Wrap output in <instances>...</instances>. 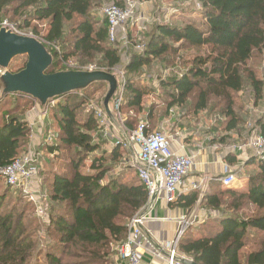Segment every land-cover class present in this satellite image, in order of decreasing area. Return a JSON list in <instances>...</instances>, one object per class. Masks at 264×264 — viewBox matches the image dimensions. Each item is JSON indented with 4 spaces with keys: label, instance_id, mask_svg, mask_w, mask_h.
<instances>
[{
    "label": "trees",
    "instance_id": "trees-1",
    "mask_svg": "<svg viewBox=\"0 0 264 264\" xmlns=\"http://www.w3.org/2000/svg\"><path fill=\"white\" fill-rule=\"evenodd\" d=\"M95 1L0 0V20L10 14L12 19L7 20L24 33L30 30L31 36L43 44L53 57L49 74L71 70L67 66L70 61L79 66L95 65L112 73L121 63L120 44L109 43L106 21L91 14ZM196 1L203 26L157 25L146 36L142 51L129 54L125 70L138 73L152 60L170 64L182 50H197L185 73L160 81L157 104L147 105L149 95L154 93L142 85L138 76L126 79L118 91L122 93V100L117 118L127 136L135 130L139 116L146 114L147 125L153 128L173 107L185 109L183 116L189 120H195L201 112L216 115L219 108L223 131L237 134L241 131V119L235 111V96L248 87L253 104L262 100L264 83L250 62L254 55L264 52V0ZM43 22L47 25L45 34L32 26ZM70 23L66 35V26ZM127 36L134 47L130 33ZM61 46L63 49L59 51ZM202 48L208 52L202 53ZM22 68L11 71L9 67V70L16 73ZM104 87L94 84L80 92L85 96L83 101L76 99L79 93H72L52 101L54 106H46L45 116L51 111V120L57 127V144L49 151L64 161L61 167L52 166L43 181L50 206L44 215L43 228L39 225V229L44 230L48 240L28 231L27 224L23 223L26 207L22 206L18 212L0 211V264H27L38 247L45 248L47 264H114L116 247L127 235V224L147 206L148 195L135 166L123 161L121 146L96 154L100 146L95 139L99 140L100 128L93 113H85L80 120V109L88 99L84 94ZM12 96L36 103L23 95H8L0 98V104ZM14 111V114L0 112V168L18 159L27 145L29 129L23 117L25 112L21 116ZM263 128L264 125L261 135H264ZM226 160L229 164L236 162L230 155ZM243 167L254 168L247 176L246 193L221 189L218 183L214 191L204 195L202 208L210 214L201 225L187 231L178 243V253L185 261L264 264V157L250 158ZM132 171L137 180L132 179ZM5 185L6 190L12 189ZM12 190L34 209L21 190ZM195 197L187 200L185 207L193 204ZM6 198L7 191L0 195V203ZM250 208L253 213L245 216L242 212ZM251 232L261 236L256 244L258 249L244 255V250L255 244L250 238Z\"/></svg>",
    "mask_w": 264,
    "mask_h": 264
},
{
    "label": "rangeland",
    "instance_id": "rangeland-1",
    "mask_svg": "<svg viewBox=\"0 0 264 264\" xmlns=\"http://www.w3.org/2000/svg\"><path fill=\"white\" fill-rule=\"evenodd\" d=\"M114 1H119V3L121 2V0H96L94 2L95 6L91 10V14L94 17H96L98 20L103 21L104 19L101 15L102 8L107 5L112 4V2ZM9 18L12 19L10 14L7 16L6 19H9ZM14 20H17V19H14ZM133 20L135 21V23L130 22L129 25H127L126 27V31L130 33L131 35L132 44H134L135 46L140 45L141 49L144 46V41L146 42V36L152 33L154 30V27H156L157 25H168L171 27H181V26H184L185 24H193L197 27L203 26V20L200 15V7L196 0H148L146 2H142L138 0V7H137V11L135 13V17ZM132 24L134 26H131ZM70 25L71 23L67 24L66 26L67 27V29L65 30L66 35L68 32V29L70 28ZM32 26L37 27V29L41 31V33L43 34H45V31L47 30V25L45 22L32 23ZM25 34L31 36V31L29 30L25 32ZM128 46L129 47L127 51L121 50V46L120 45L118 46L120 49V56H121L120 57L121 63L119 66L123 70V71L120 70L122 72H124V68L126 67L128 63L129 54L131 52H136V53L140 52L136 50L134 47H132L131 43ZM58 49L59 51H62L63 46H61V48L58 47ZM201 50H202V53H205V54L208 52L206 48H202ZM196 52H197L196 49L182 50L181 52H179L177 57L174 59V62L170 64L163 63L161 61L152 60V62L147 67H143L141 70H139L138 73H127L125 71L124 72L125 81L127 78L138 76L137 78L140 80V82L142 83L144 87H146L147 89L153 90L154 96L152 99L151 98L147 99L148 101L147 103H150V104L159 103L158 100H160V97L158 94V90H159L158 87H159L160 81L166 79L168 76H171V75L179 76L185 73L187 69L190 68V61L197 54ZM25 63H26L25 57L17 58L11 63L10 70L15 71L17 69H20L23 67ZM69 63H74V65L78 67V70L81 69L82 67H85V66L77 65L75 61H70L68 62V64ZM250 65L252 66L253 69H256V72L259 74V77L262 79L264 83V52L254 55L253 59L250 62ZM101 71H104V70H101ZM105 91H106V87L101 88L99 90H89V92L84 94L86 95L88 99L86 100L85 103H83V107L80 109L81 110L80 112L82 113V115L80 116V120L84 118V116L86 115L85 113H88V112L92 113L91 109L88 108L89 102H92L96 106L100 105V102L105 94ZM77 93L79 94H77L76 99H80V101H83L85 96L80 94V92H77ZM252 98H253V95L248 90V87H246L240 94L235 96V99H236L235 100V111L238 117L241 119V123L239 124V127H240L239 129L241 131L240 133H237L236 135L237 138L225 135V132L223 131L224 129V124L222 122L223 119L220 115H218L220 114V110H221L219 108L216 110L217 111V114L215 113L216 115L212 114L213 116H211V114L209 113L201 112L198 114L195 120H197L196 122H198V125L200 127L202 126L204 127L205 130H208V132L210 130L216 134L215 142H217L219 145L229 144V145L237 146L238 145L237 142H240L243 140V138L247 137V134L252 130V128L257 127L259 129L261 128V126L264 125V88H263L262 100L257 105L253 104ZM115 100L116 98L112 100L113 102L111 101V104H110L111 109L113 108V103ZM33 106H34V103L33 102L31 103L28 99L24 101V100L17 98L16 96H12V97L7 98L5 101H3L0 104V112L5 111L8 114V111H9L10 114H14L15 113L14 110H16L17 111L16 114L21 115V116H22V113L25 112L23 114V117L25 118V121L27 123L29 133L27 137V145L26 147H24L26 148L24 150L25 153H23L18 159H22L26 156H30V153H34V150L37 148L43 153L40 159V163H42L41 170L39 171L40 174L38 173L37 177L33 180L32 189H33L34 198L36 199L39 198V195L45 198V201L43 202V210L45 211V215H46L48 214L50 204L49 203L47 204L46 202L47 201L46 194H45L46 186L43 184L44 183L43 181H45L44 177L47 176V173L48 171L52 169V166H55V168H57L58 166L61 167L64 161L61 160L60 158L57 159V156L52 154L49 151L50 147L56 146L57 144L56 141L49 143V145L45 144L46 142H44L43 145L42 144L34 145L33 147L34 148L36 147L35 149L29 148L31 144V140L34 138L33 134L31 133V130L34 131V133L36 130L34 127L30 128V122L32 121L30 119L28 120V116H27L28 112H30ZM11 111H14V112H11ZM123 112L124 114L126 113V111H123ZM184 112H187V111L183 108L178 109V114H183ZM51 114L52 112L49 111L48 115L45 116V118L43 119V124L40 126L43 129L41 133L44 134L46 137L49 133H53L55 135L57 131L56 123L51 120ZM124 114H122V117H124ZM37 123L38 122L36 121L35 124L38 126L39 124ZM148 129L153 130L152 128H149V127ZM96 142L99 143V146H100V149L96 152V154H99L101 153L102 150L105 149V146L101 144L102 142L101 139H99ZM241 143L243 142H240L239 144ZM123 151H124L123 157L124 158L126 157L125 159L129 161V163H126V164L133 166L130 163V159L132 157L130 156L129 148L124 147ZM133 151H134L133 152L134 155H136V153L138 152V148L136 145L133 147ZM90 157L91 156H89V158ZM86 170L87 168L85 167V171ZM118 170L116 169L115 171H118ZM253 171H254V168L252 167L244 168L242 164L241 165L239 164L236 170L233 172L236 176V182L234 183H237V182L243 183L242 181H245V180L247 181L248 174L253 173ZM131 175L133 177L132 179L137 180L135 177L134 171L131 172ZM5 184L6 182L4 178L0 176V195H2L5 191H7V198L5 200L4 199L1 200L0 211L14 209L16 212H18L20 211V208L22 206L26 207L25 208L26 213L24 215L25 218H23L24 219L23 223L25 225L27 224L26 228L28 229L30 233L35 232L38 237L48 240L47 237L43 234L44 230L39 229L40 228L39 225H41V227L43 228V224H44V221H46V218L44 216L37 215L35 204H33L32 202L28 200L30 203H32L34 207L33 209L32 207L26 204V202L21 198L18 192H14V190H12L16 188L6 190L7 187ZM34 193L36 194L34 195ZM242 213L245 216L251 215L253 213V209L252 208L246 209ZM260 237H261L260 234H257L254 232L250 233V238H252V240L255 241V244L249 245L246 248V250H244L243 252L244 255H246L248 252L252 250L258 249L256 244L259 242ZM41 244H44V243L42 242ZM40 248L41 247H38V249L35 251L33 256L29 259L27 264H47L46 258L44 257L45 248L43 249L42 248L40 249ZM114 256H117V254Z\"/></svg>",
    "mask_w": 264,
    "mask_h": 264
},
{
    "label": "built area",
    "instance_id": "built-area-1",
    "mask_svg": "<svg viewBox=\"0 0 264 264\" xmlns=\"http://www.w3.org/2000/svg\"><path fill=\"white\" fill-rule=\"evenodd\" d=\"M138 7V0H121L119 5L110 4L102 8L101 15L108 26V41L110 44L119 42L121 50H128L130 45L126 27L129 23H135L133 20ZM137 21V20H136ZM131 26H134L133 24ZM0 30L10 31L11 33L26 35L19 30L15 23L7 19L0 20ZM138 51H142L140 45L134 46ZM75 70L74 63L67 65ZM94 65H86L76 71H98ZM120 66L112 69V73L116 75L118 81V91L125 83V68L124 72ZM118 71V72H116ZM2 70L0 69V75ZM116 94V100L113 103V109L118 112L121 104L122 93ZM114 97V98H115ZM88 108L91 109L94 118L100 128V133L106 138L111 136L113 131L111 123L106 118L104 112L99 106L89 102ZM128 141L130 146H137L138 152L136 157L130 159V163L135 166L137 176L141 184L145 187L148 195V205L153 198L156 199L162 196L165 203L170 204L175 199V193L181 187L184 178L194 168V160L191 156L177 155L171 146L170 137L161 129L148 131V125L145 121H139L135 130L130 133ZM55 141V135L49 133L45 138L46 143ZM116 145L128 147L122 140L117 141ZM248 145L252 148L255 158L264 157V135L251 133L248 138ZM235 150V147H233ZM125 163H129L125 160ZM41 170L39 155L30 154L22 159H16L10 165L0 168V176H2L8 186L21 190L27 196L28 200L35 204L36 213L38 216H44L43 202L45 198L39 195V198H34L32 182L37 177ZM218 181L223 188L231 187L236 181V176L232 172H228L224 168V175ZM36 193H34L35 195ZM141 209L133 215L127 224V235L125 240L116 247L119 260L122 264H141L142 253L145 250V237L142 233V226L145 221L143 211ZM193 221V220H192ZM191 222L187 219H181L178 224V230L174 239L167 245L165 253L157 250L148 253L153 260L162 261L164 264H182L181 259L185 260L178 253V243L186 230L191 226Z\"/></svg>",
    "mask_w": 264,
    "mask_h": 264
},
{
    "label": "crops",
    "instance_id": "crops-1",
    "mask_svg": "<svg viewBox=\"0 0 264 264\" xmlns=\"http://www.w3.org/2000/svg\"><path fill=\"white\" fill-rule=\"evenodd\" d=\"M150 96L148 99H152L154 94ZM53 104V102H49L48 107ZM147 105H150V103H147ZM178 109V107L169 109L168 116L158 120L154 126H152V129H161L170 137L172 149L177 155L193 157L194 168L184 178L181 187L175 193V199L173 202L167 204L163 200L162 196H159L154 199L152 203L143 211L145 221L142 226V233L146 241L145 250L141 251V264H164L162 261L153 260L152 256L148 253V250H159L165 253L167 245L176 235L179 226L178 222L181 219H187L191 222L195 221L194 223H191L190 228L186 230V232L203 223V221L207 218V215L210 214V212H207L202 208L201 202L204 195L214 191L216 184H220L218 179L224 175V168H227L228 172L233 173L239 164L244 166L248 159L255 157L252 148L248 145V138L251 133L261 134L263 131L261 128H252V130L247 134V137L240 141L243 143L239 144L240 142H237V146L229 144L219 145L215 142V133L210 130L208 132V130H205L204 127H200L198 122H196L197 120H189L185 118L183 114H178ZM45 110L42 111L38 104L35 103L30 112L27 114L28 120L30 119L32 121H29L30 128L34 127L36 129V134L31 130V133L34 136L29 146L31 149L36 148L33 147L34 145H43L45 142L46 136L41 133L43 129L40 127L43 124V119L45 118ZM111 110L117 118L118 112H115L113 108ZM145 116L146 114L144 116H139L138 121H145L147 123L148 120ZM36 121L38 122L37 124H39L38 126L35 124ZM150 127L151 126H149V128ZM111 132L112 133L109 138L103 136L100 131L98 133V138L102 140L103 146H105V149H107L108 152L114 147H119V145H116V142L123 140L114 128ZM225 135L237 138V134L225 133ZM95 141H98V139H95ZM45 144L49 145V143ZM120 146L123 150L124 147L122 145ZM133 147L134 146H130L129 150L130 156L134 158L136 155L133 153ZM233 147H235V150H233ZM34 153L39 155L41 159L43 153L38 150V148L34 150ZM229 155L230 157H234L236 162L229 164L226 160ZM125 158L123 161H125ZM242 182L243 183H234L231 187H229V189L246 193L248 190V180ZM221 189L226 188L221 186ZM192 196H196L195 202L189 207H185L186 201H189ZM117 256H114L113 258L114 264H122V261L119 260Z\"/></svg>",
    "mask_w": 264,
    "mask_h": 264
},
{
    "label": "water",
    "instance_id": "water-1",
    "mask_svg": "<svg viewBox=\"0 0 264 264\" xmlns=\"http://www.w3.org/2000/svg\"><path fill=\"white\" fill-rule=\"evenodd\" d=\"M25 57L24 67L12 73L11 63ZM53 62L52 55L41 42L32 36H24L0 30V98L8 95H23L34 100L44 111L49 102L60 97L84 92L94 84L106 87L100 102V108L112 127L119 133L130 147L128 137L113 114L110 104L117 94L118 81L116 75L107 71H76L67 70L47 73ZM153 198L150 201L152 203ZM182 264H195L181 259Z\"/></svg>",
    "mask_w": 264,
    "mask_h": 264
}]
</instances>
